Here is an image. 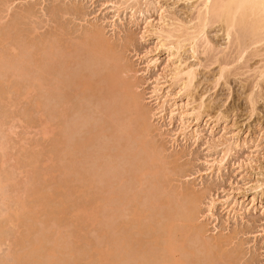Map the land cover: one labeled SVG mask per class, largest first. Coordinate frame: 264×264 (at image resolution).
I'll return each instance as SVG.
<instances>
[{
	"label": "rangeland",
	"instance_id": "rangeland-1",
	"mask_svg": "<svg viewBox=\"0 0 264 264\" xmlns=\"http://www.w3.org/2000/svg\"><path fill=\"white\" fill-rule=\"evenodd\" d=\"M192 2L0 0V264L33 259L41 237L56 252L53 261L89 264L96 256V264L95 250L111 246L130 219L122 208L129 192L138 193V207L154 215L155 224L162 220L155 192L181 203L196 196L193 223L214 243L210 250L222 248L219 254L232 264H264V78L256 70L264 64V44L258 45L263 56L238 59V40L228 43L218 23L210 22L206 37L214 49L201 39L195 54L189 41L178 49L180 62L193 64L196 73L186 94L171 85L174 59L150 32L172 19L189 21ZM96 31L104 49L95 45ZM114 66L138 95L140 118L121 91L103 86ZM221 67L229 69L221 72L225 78ZM81 79L94 89H82ZM155 84L165 95V111ZM197 110L199 120L190 113ZM142 140L160 152L164 186H152L149 175L141 182L133 176L144 161ZM227 204L237 216L228 214ZM132 228L133 237L150 238ZM189 237V248L204 249L199 238ZM199 249L200 257L206 249Z\"/></svg>",
	"mask_w": 264,
	"mask_h": 264
},
{
	"label": "bare ground",
	"instance_id": "bare-ground-1",
	"mask_svg": "<svg viewBox=\"0 0 264 264\" xmlns=\"http://www.w3.org/2000/svg\"><path fill=\"white\" fill-rule=\"evenodd\" d=\"M195 1H197V3L192 2V4H190L191 8L195 9V11H194L195 14H194V17L193 16H192V18L190 17L191 19H189V21L185 22V21H182L179 19H172V21L169 24H167L166 28H164V27L162 28L161 26L160 27L158 26V28L153 29L150 32L151 35H153L158 40L157 43L160 46H163L165 51L168 53V55L174 59L173 60V63H175L174 67L169 72L170 73V79L172 82L171 85L172 84H178L180 86L179 89L183 90L186 94H188V93L185 90L186 89L188 90L189 87H191V83H192V81L194 79V75L196 73H194L195 70H194L193 64L191 65V64H185L184 62H180V59H179L180 56L178 55V51H179L178 49H181L179 47L181 46V43L183 41H184L183 46H185V45L187 46V44H185V41H187V42L189 41V45H190L189 48H191L192 53L195 54L196 53L195 52V50H196L195 46L198 44L197 41H199L200 39L203 40V44H205L203 46H205L206 48L212 46L214 49L215 47L213 46V43H211L208 40V38L206 37V30H207L206 27L208 25H210V22L218 23L217 28L220 27V30H221L223 36H225V38L227 39L228 43L230 42V44H231V40H233V39H235L236 41L238 40L237 41L238 43H236V44H238L236 46L237 50L235 52V53H237L238 59H240L244 56H248L249 54L250 55H256V54L260 55V54L264 53V51H263L264 49H262L263 52L261 53L260 47L258 46V45L264 44V0H200V1L195 0ZM163 16L164 15H162V13L160 12L159 18L163 19ZM193 19H194V21L192 22ZM162 22H164V21H162ZM100 33H101L100 31L99 32L96 31V35L94 36L96 41H94V42L95 43L97 42L95 45H99L98 47L104 49L106 46H105L104 41L102 40V37H100L101 36ZM244 39H245V41H244ZM183 46H182V48H183ZM212 47H211V49H212ZM234 47H235V45H234ZM248 47H250V48L252 47V49H253L252 51H250L251 49L249 50L250 53L246 50ZM257 47L259 50L256 49ZM262 47L264 48V45ZM208 49L209 48H207V50ZM51 50H52L51 59L53 60L54 59V50L53 49H51ZM183 50H185V49H183ZM245 51H247V54ZM244 53H245V55L243 56ZM191 56H194V55L191 54ZM234 56H233V59L236 58V56L235 57ZM262 56H263V54H262ZM263 57L261 60L264 59ZM154 61L155 60L151 59L150 63H153ZM235 61H236V59H235ZM258 67H260V66H258ZM223 69L226 70L227 68L225 69L224 67H221L220 74H219L220 77L223 76L221 74ZM228 70H226V71H228ZM256 70L258 71V77L260 78V79L259 78L258 79L261 80L262 78H264V64L261 66L260 69H256ZM121 71H122V69L120 68V66L119 67L114 66L112 69H110L104 76L103 86H106V88H108L111 91H121L125 95V97H127V100L131 104L133 110L138 115L141 111L140 107H139L140 106L139 105L140 103L138 100L139 97H137L138 95L136 94L137 95L136 96L134 92H131V90H130L131 85L128 81H125L121 77V75H120ZM223 77L225 78V76H223ZM258 79H257V82L259 81ZM263 80H261V81H263ZM77 84L84 90L92 91L94 89L89 80L81 79V80L77 81ZM254 85L255 84H253V86ZM257 85H259V84H257ZM257 85H255V86H257ZM153 91L155 94L158 95L157 96L158 98L156 97L157 99L160 100L161 98H163L162 101H160L161 102V109L160 110L165 111L166 107H165L164 103L166 104L167 101L164 100L165 99L164 93L159 92V88L157 87V84L154 85ZM189 94L191 95V93H189ZM249 99L252 102V99L251 98H249ZM159 100H158V102H159ZM194 106H196V105H194ZM192 109H195V108H192ZM168 112L171 115L173 111L171 109V110H168ZM143 113H142L143 119L142 118L140 119V123H141V125L143 124L142 125L144 127V128L142 127L143 130L148 131V129H146V127H145V125H146L145 122L142 121V120L146 121V119H145L146 117L143 116L146 114H143ZM190 113H192L191 114L192 116L194 115L193 118L196 120H199L202 117L201 116L202 113H200V111L198 112V110H197V112L192 111ZM139 118H140V116H139ZM182 118H183V116H181V119ZM186 127L182 128L181 129L182 131L180 130L181 134H183V136L185 135L184 130L186 129ZM146 131H145V133H146ZM196 132H195V135H196V138H198L199 132L198 133H196ZM184 138H187V137L184 136ZM143 143H145L144 140H142L140 142V144H142V148H141V146H139V147L141 148L140 150H142V154L144 156V161H142L143 162L142 164L136 165L137 169L136 168L135 169L137 171L134 170L133 176L135 178H137L138 182L139 181L141 182L142 176L148 177V175H149L148 178L150 181H151V177L153 178L152 179L153 180L152 186H154V187L157 186L156 183L157 184L160 183L159 184L160 186H164V185H162L163 182L165 183V181H163L164 175L161 173L162 171L159 172L161 165L156 164V161H159V159L162 160V158H159L160 152H158V150H155V147L151 148L153 146L150 147L151 150H148L150 145L147 146L146 144H143ZM230 149H231V147L227 146V148L224 151V155H226L227 152L230 151ZM224 155L218 160V163L222 162ZM158 173H161V175H163L162 181L160 179L158 180V178H159ZM161 175H160V178H161ZM156 176H157V179H156ZM127 192H129V191H127ZM133 193L134 192H132V194H131L129 192L128 193L129 195H126V197L124 198L125 200L123 201V204H122V205H124V206H122V208L123 207L126 208V213L130 215V219L125 220L123 222L125 224L128 221L125 225L122 224V226H125V228L121 227V229H120V230H123V232H121L122 234L116 232V231H118V229L115 231L119 235H116V233H115L113 235V239L111 237L112 241L109 240L111 243L109 245H111V246L105 247V248H97L96 250L94 249L96 251V253L95 252L94 253L97 255V258H98L97 259L98 262L96 264H105L106 262H107L106 264H108V263L109 264H232V261L230 259H228V257L226 258V257H223L221 254H219L220 253L219 251H222V248L219 249V251H217L218 247H217V249H215L216 251L210 250L211 249L210 245L212 246L214 243L211 244L207 240H203L202 239V230L199 227H196L194 225L193 221L195 218V207H196V205H195L196 201L195 200H197L196 196L195 197L191 196L189 193L185 194V197H186V195H188V196L190 195V197L187 196L188 200L186 199V201L184 203H181V200L177 201L175 199L174 201H172L173 199H170L171 197H168L167 196L168 194H166V192H165L166 197H165V195H162V193H156L155 192V196H157V194H159V195L161 194V196H158L160 198L159 200L157 197H156L157 198L156 201H155V199H153L154 203H155V205L158 204V207L160 206L159 209L161 208V210H162L161 211L162 220L160 221L159 224L158 223L155 224V223H152V221L154 219V215H152L151 213L149 214L148 211H146V209L142 210V209H140L141 207H138L139 206L138 202H140L138 199V196H137L138 193L136 195H133ZM139 197L141 199L140 195H139ZM151 204H153V202ZM213 205H214V201L212 200L209 210H211ZM156 207H157V205H156ZM225 207H227L228 214H230L231 211H233L232 215L237 216L238 213L233 207H229L228 204ZM118 209H119V207L115 208L116 211H118ZM90 212L92 213V208L90 209L89 213ZM152 213H154V212H152ZM149 218H151V223H149L147 225H143L141 223V221L143 219H149ZM132 224H133V226H132ZM157 224H158V226H157ZM116 227L119 228L120 225H117ZM131 227L136 229V233L138 230L139 234H145L146 232H149L150 238H148V240H146L147 238H145V240H142L138 237H133L132 233H131V231H132ZM122 228H124V229H122ZM189 235H190V237H189ZM192 235H195V237L197 239L199 238L198 240L201 241L200 246H202L204 249H206V251L202 248L199 249V247H197V249L195 247V249H194L191 247L189 248L187 246L188 237H189V239H191ZM43 237H45V236H43ZM193 238L191 239V241L193 240ZM46 239H47V237L44 238V240H46ZM40 240H41L42 244L45 242L42 239V237L40 238ZM40 240L36 239L37 244L35 245L33 250H32V248L29 249V247H28V250L25 251V254L29 255V256L31 254L33 256V259L25 260V258L27 259V256L26 255H25L26 257L21 256L22 259L24 258V260L20 259L21 257L16 258L15 261H13L14 264H16V263L22 264V262H20V261H25L24 264H26L30 260L32 262L33 261L35 262V261H38L39 258H42L45 260L48 259L47 261H49V262H44L45 260L43 261L42 259H40L39 261L42 260L41 261L42 264H46V263L47 264H53L51 262H54L55 264H56V262L59 263L58 260L53 261V260H55L54 259L55 258L54 253H56V252H54V249H48L49 247L44 246L45 243L43 244L44 248L41 247L42 246V245H40L41 242L39 243ZM36 241L33 242V244H35ZM57 245H58V243H57ZM42 249H44V250L48 249V250H46L45 254H44L43 253L44 250L42 251ZM198 249H199V251L202 249V250H204L203 252H205V253H201L200 257L197 256V253H198L197 250ZM30 250H32V253L29 254ZM92 250H90V251L92 252ZM26 252H28V254ZM200 252H202V251H200ZM42 253L44 254V256ZM41 254L45 258L41 257ZM91 254H93V253H91ZM73 256H74L73 253H71V257H73ZM91 256H93V255H91ZM30 258H32V257L30 256ZM73 258H74V260H76L75 257H73ZM91 258H90V260H88L90 263L89 262L88 263L91 264V262L94 261V264H95L96 256L94 257L95 259L91 260ZM17 259H19V260H17ZM16 260H17V262H16ZM72 260L73 259H71L70 261H65V262H67L69 264V262H71ZM76 262L80 263L79 260L74 261V263H76ZM60 263H61V261H60ZM74 263H72V264H74ZM38 264H39V262H38ZM86 264H87V262H86Z\"/></svg>",
	"mask_w": 264,
	"mask_h": 264
}]
</instances>
